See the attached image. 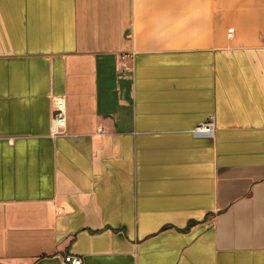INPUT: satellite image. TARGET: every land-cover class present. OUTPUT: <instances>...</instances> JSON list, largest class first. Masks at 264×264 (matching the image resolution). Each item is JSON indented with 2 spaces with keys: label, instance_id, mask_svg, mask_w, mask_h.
<instances>
[{
  "label": "crops",
  "instance_id": "1",
  "mask_svg": "<svg viewBox=\"0 0 264 264\" xmlns=\"http://www.w3.org/2000/svg\"><path fill=\"white\" fill-rule=\"evenodd\" d=\"M69 254L264 264V0H0V264Z\"/></svg>",
  "mask_w": 264,
  "mask_h": 264
},
{
  "label": "built area",
  "instance_id": "2",
  "mask_svg": "<svg viewBox=\"0 0 264 264\" xmlns=\"http://www.w3.org/2000/svg\"><path fill=\"white\" fill-rule=\"evenodd\" d=\"M231 36L232 34L229 33ZM51 134L53 136L62 135L67 128V102L65 96L51 95ZM213 129L212 123H207L197 128V132L209 133ZM101 131V129H100ZM65 264H83V259L79 256L66 255Z\"/></svg>",
  "mask_w": 264,
  "mask_h": 264
}]
</instances>
